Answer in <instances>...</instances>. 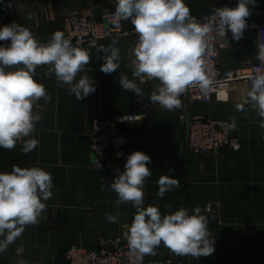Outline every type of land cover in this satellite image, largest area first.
<instances>
[{"label": "crops", "instance_id": "0c3cea01", "mask_svg": "<svg viewBox=\"0 0 264 264\" xmlns=\"http://www.w3.org/2000/svg\"><path fill=\"white\" fill-rule=\"evenodd\" d=\"M184 3L194 17L201 18L215 8L235 7L238 0ZM115 6L116 0H0V28L19 23L39 41H48L53 32H64L65 15L76 11L101 18ZM249 7L251 14L246 18L248 27L243 38L236 41L228 32L219 50V64L225 69L258 61L256 45L264 25V0H256V6ZM123 23L132 35L106 38L92 48L82 47L90 52L84 73L94 79L96 87L87 98L76 100L68 93L67 85L57 83L54 74L44 75L46 66L37 68L34 79L45 86L51 97L48 102L41 99L33 108L42 116L34 133L39 144L27 154L21 152L20 143L13 150L0 148V172H10L13 165L44 168L53 177V195L46 201L47 218L27 226L22 236L0 253V264H59L73 242L100 248L107 240L124 236L135 209L130 203L117 206V195L109 184L117 170H124L127 156L134 151L151 157L147 166L152 175L145 181V206H159L162 214L181 207L191 214L200 207L209 218L210 238L215 239V252L208 257L177 256L163 244L156 249L157 255L148 257L171 256L185 264H264V129L251 109L240 112L235 108L246 98L250 80L233 83L227 101L206 103L181 96L182 107L174 111L149 102L147 96L157 89L156 83L136 80L145 94L139 100L134 92H125L119 85L121 73L133 78L129 64L136 34L130 21ZM113 40L120 48V67L105 74L100 71L104 53L97 49ZM97 117L115 118L123 129L136 135L131 151L122 161L108 154L103 167L93 164L89 126ZM133 117H137L136 122L128 121ZM233 117L236 127L231 126V132L241 141L240 150L225 146L219 153L205 156L188 150V127L193 120L213 118L232 125ZM166 174L178 178L180 187L160 198L157 181ZM165 204L172 207L165 208ZM106 212L119 213V221L108 222Z\"/></svg>", "mask_w": 264, "mask_h": 264}, {"label": "clouds", "instance_id": "9594fccd", "mask_svg": "<svg viewBox=\"0 0 264 264\" xmlns=\"http://www.w3.org/2000/svg\"><path fill=\"white\" fill-rule=\"evenodd\" d=\"M250 5L255 7L256 0H238L235 7L215 8L210 16L198 22L184 0H116L111 15L116 21H130L138 36L129 64L133 78L121 73L120 87L143 100L145 94L136 80L140 83L158 80L159 86L147 98L167 111L182 107L180 97L190 87L198 86L206 92L211 81L204 56L211 34L215 32L224 40L231 32L234 40L242 39L248 27ZM0 41H10L0 46V148L13 150L20 143L21 152L27 154L39 144L34 133L42 116L34 112V105L41 99L51 100L45 86L34 79L37 68L46 66L44 75L54 74L57 83L67 85L68 93L81 101L96 91L94 79L84 73L90 52L74 46L59 30L42 43L30 29L15 22L0 28ZM116 44L113 40L97 49L104 53L102 73L111 74L120 67V48ZM256 47L261 67L248 77L247 96L235 108L240 112L251 109L264 129V41ZM81 73L84 74L77 79ZM231 126L235 129V117ZM150 163L149 155L132 152L126 158L124 170H117L109 184L117 195V206L130 203L135 209L125 239L136 264H142L145 256L157 255L156 249L161 244L177 256L195 259L211 256L215 252V239L210 238L209 218L200 207H195L191 214L183 207L162 214L159 206H145V181L152 175L147 166ZM157 184L158 196L163 198L180 187V180L166 174L159 177ZM53 187L51 173L41 167L13 165L10 172H0V253L20 238L27 226L38 225L47 218L46 201L52 197ZM105 218L117 223L119 213L106 212Z\"/></svg>", "mask_w": 264, "mask_h": 264}, {"label": "built area", "instance_id": "2783aa9c", "mask_svg": "<svg viewBox=\"0 0 264 264\" xmlns=\"http://www.w3.org/2000/svg\"><path fill=\"white\" fill-rule=\"evenodd\" d=\"M115 11V10H114ZM104 14L101 18L71 12L63 17L65 37L74 46L92 48L106 38L120 35H132L124 28L123 21H116L111 13ZM212 12H207L198 22L203 21ZM138 40L137 34L133 36V50ZM264 41V25L259 29V42ZM46 43L47 41H40ZM10 41H0L3 46ZM209 49L204 59L206 61L207 75L211 81L208 90L201 91L198 86L190 87L182 95L191 101L209 103L212 100H229L231 85L235 82L248 81V77L261 67L260 61L249 62L241 67L225 69L219 64V50L225 45V39H219L215 32L211 34ZM134 58V57H132ZM156 83L158 80H145L144 83ZM158 105V104H156ZM137 117L128 118V121H137ZM90 151L93 156V164L103 167L108 154H112L118 161H122L131 151L136 140V135L127 132L115 118L97 117L89 126ZM187 148L197 156H205L208 153H219L225 146H230L234 151L242 147V143L231 132V124L228 121L213 118H201L193 120L188 127ZM117 154H120L119 156ZM128 229V228H127ZM127 231V230H126ZM59 264H136L135 258L130 254L125 235L112 238L100 248L85 246L79 242H73L64 252ZM142 264H185L182 260L171 256L143 258Z\"/></svg>", "mask_w": 264, "mask_h": 264}]
</instances>
